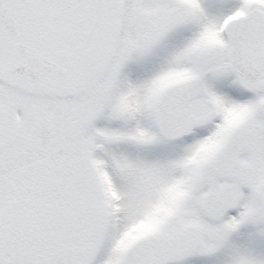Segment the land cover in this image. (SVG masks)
<instances>
[{
  "label": "snow or ice",
  "instance_id": "1",
  "mask_svg": "<svg viewBox=\"0 0 264 264\" xmlns=\"http://www.w3.org/2000/svg\"><path fill=\"white\" fill-rule=\"evenodd\" d=\"M0 264H264V0H0Z\"/></svg>",
  "mask_w": 264,
  "mask_h": 264
}]
</instances>
